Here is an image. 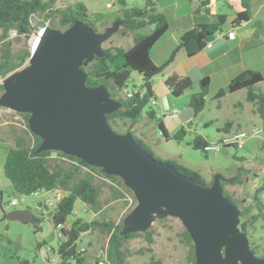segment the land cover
<instances>
[{"label":"water","instance_id":"water-1","mask_svg":"<svg viewBox=\"0 0 264 264\" xmlns=\"http://www.w3.org/2000/svg\"><path fill=\"white\" fill-rule=\"evenodd\" d=\"M121 24L117 19L103 32L81 20L64 30L45 26L28 64L4 78L0 107L30 114L29 128L42 138L38 151L74 155L123 180L137 204L124 217L122 234L144 232L158 219L177 217L195 244V264H264L241 226V209L225 194L226 177L216 173L211 185H199L173 164L157 159L133 132L118 133L109 122L107 115L122 102L103 83L88 86L83 66L105 54L103 43ZM211 37L213 33L205 40ZM201 47L197 37L187 45L190 52ZM190 113H196L193 106L182 111V119ZM221 152L229 156V147ZM6 216L24 222L35 218L30 208Z\"/></svg>","mask_w":264,"mask_h":264},{"label":"trees","instance_id":"trees-1","mask_svg":"<svg viewBox=\"0 0 264 264\" xmlns=\"http://www.w3.org/2000/svg\"><path fill=\"white\" fill-rule=\"evenodd\" d=\"M56 1L0 0V27L3 30L1 37H5L12 29H17L19 34L29 36L39 26L34 22L38 14L45 13V16L49 18L52 14L56 13L54 9ZM118 1L122 5V8L120 14L115 17L112 23L117 19H121L124 28L127 30L138 31L149 29V31L135 34L133 45L128 49L122 46L103 47L105 51L103 56H96L88 65L83 66L88 73L87 85L96 86L103 83L111 92V96L122 102L120 109L107 115L109 122L114 128H116L119 120H128L130 121V125L126 132L131 131L134 133L133 127L144 115H147L150 119L158 122V128L165 137L181 141L187 133V129L182 127L174 134L169 135L163 120L149 107V104L155 98L150 79L161 73L166 64L175 56L174 52L167 63L158 65L153 61L150 54L154 44L169 29V20L166 14L158 9V0H145L144 6L131 7L127 6L126 0ZM208 2L209 0H202V4H207ZM241 3L243 10L237 13L233 21L235 25L249 21L252 16L250 1L241 0ZM220 16L224 18L219 20L217 24H203L185 33L182 38L183 41L178 48L184 46L189 37L197 36L199 39H203L205 35L213 33L225 22V15ZM76 20H81L86 25L98 30L94 19L88 13L87 5L80 1L74 7L62 12L60 24L66 29ZM30 55V50L12 53L9 48H5L0 59V79L23 66ZM133 71H137L142 75L143 83L139 91L128 96L125 89L129 84ZM263 80L264 74L261 71L246 69L236 75L226 87L219 89L215 93L214 98L221 99L228 93L246 89L247 101L255 105V111L262 119L264 130V92L258 87V84ZM165 83L173 96L182 95L194 85L191 77L177 75L167 77ZM210 83V77L206 76L202 78L199 82V91L192 93L190 97V105L194 107L197 114L203 111L206 106L207 96L210 92ZM0 90L3 93V83H0ZM124 91L126 92L125 95L122 93ZM21 114L28 120L29 113ZM27 124L29 127L28 122ZM231 128L232 122H228L219 131L229 133ZM33 135V145H25L18 141L15 147H11L7 151L4 162V174L12 183L16 194L29 195L37 190H52L55 188H61L68 192L57 208L50 212L51 220L56 228L58 224H64V227L60 230L63 238L57 247V252L61 259L59 264H87V258L84 255L85 250L79 249L78 242L82 234L89 231H100L109 236L105 257L96 258L91 264H127L128 249L125 248V244L129 239L142 236L149 243L154 242L155 230L153 227L144 232L122 234L124 219L117 222L105 218H87L85 220L83 217H78L74 219L70 226L66 225L78 199L88 207L90 214L97 213L101 208L102 189L100 184L96 182L95 172H102L106 177L117 180L125 189L132 190L124 184L119 176L106 174L101 167L89 165L83 159L74 155H68L62 151H38L42 138L34 133ZM134 137L141 146L145 147L157 158L154 151L142 138L137 137L135 133ZM188 144L194 149L202 150L207 154L206 146L210 144V141L202 134L197 133ZM54 152L57 153L60 162L52 165L50 157ZM166 162L173 164L182 173L192 177L199 185L208 186L214 180L213 178L211 181H208L198 170L183 165L178 160L170 159ZM249 172L248 168L241 166L237 168L233 176L222 181L225 194L241 209V218H243L241 226L248 234L249 227L254 226L260 218L264 217V203L260 199V191L263 189V185L255 189L252 201L249 203H247L246 199H239L233 193H230L226 189V186L243 184L247 180ZM118 193L121 196L125 195L121 190H118ZM27 208L30 207L27 206ZM253 210H256V212H253ZM42 220L43 218L35 216L32 221L36 232L41 230L40 223ZM182 235L183 241L189 246L188 258L190 264H195L196 253L192 237L187 229L182 232ZM42 245L43 242L38 241L36 247L40 249ZM252 249L257 253L254 247ZM148 250L151 251L152 249L148 248ZM261 257H264V255ZM151 262L152 264H164L161 259H155L154 257H152Z\"/></svg>","mask_w":264,"mask_h":264},{"label":"rangeland","instance_id":"rangeland-1","mask_svg":"<svg viewBox=\"0 0 264 264\" xmlns=\"http://www.w3.org/2000/svg\"><path fill=\"white\" fill-rule=\"evenodd\" d=\"M79 1L87 5L88 13L94 19L100 32H103L107 26L112 24L122 8L118 0H57L54 5L56 13L52 14L51 17L47 18L45 13L38 14L35 17L34 22L39 25L36 29L50 26L64 30L65 27L60 24L62 12L74 7ZM173 1L160 0V7L169 5ZM253 1L255 16L247 31L250 41L254 45H251L248 49V56L262 63L260 71L264 74V0ZM107 3H112L114 6L108 7ZM126 3L128 7L144 6L145 0H126ZM218 6L219 11L230 12L223 5V1L219 0ZM255 24L261 26L262 36H260L258 28H253ZM224 25L225 27L229 26L228 23ZM2 31L0 27V59L5 48H9L12 53L32 50V34L29 36L25 34L12 36L11 31H9L5 37H1ZM148 31L149 29L130 31L121 24L119 29L103 43V47L122 46L128 49L133 45L135 34ZM28 61L29 59L16 70L23 68L28 64ZM4 78L0 79V83H3ZM142 82L141 74L133 71L126 89L140 88ZM258 87L264 92V80L258 84ZM199 89V83H194L192 88L187 89L183 95L178 96L175 99V105L178 109L185 110L192 93L199 91ZM122 93L123 95L126 94L125 91ZM1 94L0 90V96ZM150 106L157 109L158 105L150 103ZM144 116L145 118H142L133 127L134 133L139 138L145 136L148 139L149 147L159 160L175 159L192 168L209 170V173L211 172L208 175L209 181L216 174L213 173L214 169L225 177L234 175L238 167H248L250 169L248 181L246 180L241 185L226 186L230 193H233L239 199H246L247 203L252 201L255 189L264 184V132L250 134L243 148L230 145L229 156H225L223 153L216 155L208 151L206 154L188 144L197 133L206 137L210 143L218 141L224 133L219 131L218 128L224 127L228 122H232V133L236 131L251 133L253 129H263L262 119L256 113L255 105L247 101L245 89L228 93L221 99H215L214 94L209 93L204 110L193 118L191 128L186 127L187 133L181 141L165 137L158 131V122L156 120L149 122L146 115ZM27 122V118L20 112L7 107H0V264H45L42 252L49 251L53 255H57V247L63 238L62 233L51 220V210L47 207L42 209L36 207V203L40 198L30 197L28 204L17 206L10 204V200L18 194L14 192L12 183L4 174V162L7 151L16 145L18 141L25 145L34 144V135L30 131ZM129 125L130 121L119 120L116 128H113L118 133H124ZM239 126L241 128L238 129ZM180 128L171 129V135ZM50 162L52 165L60 162L56 152L51 155ZM254 173L258 174L259 182L257 183L254 182ZM95 176L96 182L100 184L102 189L101 208L97 213L90 214L89 211L85 212V204L78 199L75 202L73 213L69 216V224L78 217L85 219L105 218L120 222L136 206L137 199L133 191L125 189L117 180L106 177L102 172H95ZM118 190L123 191L125 195H119ZM27 206L33 210L35 216L43 218L40 223L42 228L38 232L35 231L32 222H24L6 216L12 210L27 208ZM253 212H256V210H253ZM242 220L243 218H241V222ZM152 227L155 230L153 243H149L142 236L133 237L126 242L125 248L128 249L127 264H152V257L161 259L164 264H190L188 258L189 246L183 241L182 235L186 227L181 219L171 216L158 219ZM248 232L250 242H252L251 247H254L257 252L256 255L261 257L264 255V217L260 218L254 226L249 227ZM108 239L109 236L100 231H89L82 234L78 247L79 249H85L84 255L87 258V264H91L96 258L105 257ZM38 241L43 242L40 249L36 247ZM148 248L152 250L149 251Z\"/></svg>","mask_w":264,"mask_h":264},{"label":"crops","instance_id":"crops-1","mask_svg":"<svg viewBox=\"0 0 264 264\" xmlns=\"http://www.w3.org/2000/svg\"><path fill=\"white\" fill-rule=\"evenodd\" d=\"M218 1L219 0H209L207 4H202V0H174L171 4L162 7H160V0L157 1L158 9L164 12L169 20V29L154 44L151 48L150 54L153 61L158 65L167 63L174 52L175 56L166 64L161 73L150 79L155 93V98L151 103L158 105L157 109L150 107L156 112V115L163 120L169 135H171V129L177 127L191 128L193 118L201 114L202 111L198 114L196 112L195 115H192L191 112L188 117L185 116V118L182 119V110L178 109L175 105V99L178 96H173L166 85L165 80L167 77L172 75L189 76L194 83H199L202 78L208 76L211 80L209 93L215 95L219 89L226 87L240 72L246 69L260 71L262 63L258 62L256 59L249 58L248 56V49L251 45H254V43L250 41L247 31V28L251 25L253 17L255 16L253 8L254 1L249 0L252 11L250 20L240 25H235L233 21L236 18L237 13L243 10L241 0H221L223 1V5L228 8L230 12L219 11ZM220 15H225V22L213 32V37L208 41L205 40L206 35L203 39H200L202 47L198 51L190 52L187 48L190 39L197 36L189 37L186 40L185 45L178 48L183 41L182 38L185 33L203 24H217L219 20L224 18ZM225 23H228L229 26L225 27ZM255 27L259 29L260 36H262L260 30L261 26L255 24L253 28ZM230 30L236 32L234 39H230L226 35ZM209 42L211 43V46L208 45ZM139 89H141V87ZM190 106L189 100L186 109ZM174 109L180 110L178 118L172 117L169 113ZM143 118H145V116H143ZM146 118L149 122L152 121L147 115ZM220 128L221 127L218 129ZM237 128L239 129L241 127L239 126ZM158 131L162 133L159 128ZM225 134H232V131L230 130L229 133H223L222 137ZM141 138L144 139L147 144L149 143L145 136H141ZM15 146L16 145L12 147ZM179 162L182 163L181 161ZM194 169L198 170L209 181L208 175L211 173H209V170ZM214 170L213 173L218 172L216 169ZM254 174V182L257 183L259 182L258 174ZM225 177L228 178L230 176ZM248 180L249 178L247 177V181Z\"/></svg>","mask_w":264,"mask_h":264},{"label":"built area","instance_id":"built-area-1","mask_svg":"<svg viewBox=\"0 0 264 264\" xmlns=\"http://www.w3.org/2000/svg\"><path fill=\"white\" fill-rule=\"evenodd\" d=\"M107 6L113 7L114 4L107 3ZM44 27L45 26L38 28L36 30L34 29L32 31V33H31L33 36V38H32V40H33L32 50L36 46V44L39 42V40H40L44 30H45ZM18 34H19V32L17 29L11 30L12 36H17ZM226 35L228 38L234 39L236 36V32L234 30H230L227 32ZM208 45L211 46V43L209 42ZM125 90L127 91V95L131 96L133 93L139 91L140 89L135 88L133 90H127V89H125ZM169 113L172 117L178 118L179 114H180V110L174 109V110H171ZM262 132H264L263 129H253L251 133L246 132V131H237V132H234L232 134H225L218 141H216L214 143H210L209 145H207L206 151L213 152L214 154L217 155L219 153H222L221 150L224 146L229 147L230 145H236L238 148H243L245 145V141L250 134L254 135V134H260ZM67 194H68V192L64 189H61V188H55L52 190L41 189V190L34 191L33 193H31L29 195L18 194V196H15L10 200V204L14 205V206L21 205V204H28L30 197H38L40 199L36 203L37 208L47 207L48 209L53 211L57 208L58 204L62 201V199ZM260 199L264 203V184H263V189L260 191ZM87 211H88V207L85 205V212H87ZM66 225L70 226V224H68V223ZM63 227H64V224H58V226H57V228L59 230H61V228H63ZM80 250L84 251L85 249H80ZM42 254H43V259H44L45 264H59L61 262V259H60L58 252H57V255H53L49 251H43Z\"/></svg>","mask_w":264,"mask_h":264}]
</instances>
